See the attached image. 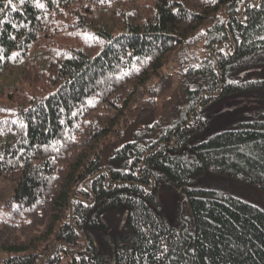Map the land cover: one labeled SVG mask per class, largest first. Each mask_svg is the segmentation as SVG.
Returning a JSON list of instances; mask_svg holds the SVG:
<instances>
[{"label":"trees","instance_id":"1","mask_svg":"<svg viewBox=\"0 0 264 264\" xmlns=\"http://www.w3.org/2000/svg\"><path fill=\"white\" fill-rule=\"evenodd\" d=\"M13 4L0 76L26 67L0 90V264H264V208L199 183L264 191V0ZM172 62L179 112L145 124ZM250 94L239 117L206 112Z\"/></svg>","mask_w":264,"mask_h":264},{"label":"rangeland","instance_id":"2","mask_svg":"<svg viewBox=\"0 0 264 264\" xmlns=\"http://www.w3.org/2000/svg\"><path fill=\"white\" fill-rule=\"evenodd\" d=\"M34 55V54H33ZM31 55L30 58L34 61L37 60ZM42 55H40L41 57ZM26 67V61L21 60L13 65H11L10 72L0 76V90H4L5 84H10L11 82H16L20 80L23 74V70ZM181 67L177 62H172L168 69V77L164 80L162 84V89L159 95L156 97V102L152 108L150 114L146 115L143 122L145 124H150L155 120H169L170 113L172 116H177L179 112V107L182 103L183 97H181ZM183 70V69H182ZM256 95H236L233 98H223L217 104H214L209 109L207 113L212 112V118L216 121L222 120L226 117H239L243 115L250 108H253L257 104ZM176 105V107H174ZM146 111V110H145ZM200 184L207 187L217 188L224 192L231 193L247 201H250L262 208H264V191L250 186L248 184L242 183L240 181L222 178L221 176L215 175H202L200 176ZM160 197L165 202V206L169 213L174 211L175 196L171 191L162 190ZM184 205V204H183ZM189 208V207H188ZM190 210V209H188ZM107 225L112 230H123L125 225L124 215L118 210H111L105 214ZM59 264H71L69 260L64 257Z\"/></svg>","mask_w":264,"mask_h":264},{"label":"snow or ice","instance_id":"3","mask_svg":"<svg viewBox=\"0 0 264 264\" xmlns=\"http://www.w3.org/2000/svg\"><path fill=\"white\" fill-rule=\"evenodd\" d=\"M100 2H101V3H104L105 0H100ZM108 2H110V0H108ZM9 6H12L13 8L15 7V5L13 4V0H7V3H6L3 7H0V11H3L4 8H7V7H9ZM37 6H38V7H41V8L44 7L43 4H38Z\"/></svg>","mask_w":264,"mask_h":264}]
</instances>
